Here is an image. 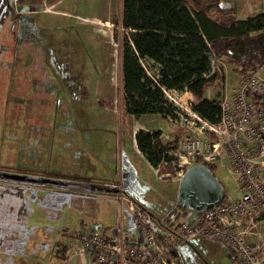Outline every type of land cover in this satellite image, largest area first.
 <instances>
[{"label":"rangeland","instance_id":"374dc122","mask_svg":"<svg viewBox=\"0 0 264 264\" xmlns=\"http://www.w3.org/2000/svg\"><path fill=\"white\" fill-rule=\"evenodd\" d=\"M2 1L7 13L0 20V172L27 175L34 179L26 184L39 186L24 191L27 215L17 250L26 255L2 258L4 264L8 258L10 264H92L79 233L109 227L136 236L129 202L155 232L174 239L189 211L176 206L178 171L192 164L180 141L217 140L191 110L193 96L165 89L171 115L126 112L119 62L128 38L122 0ZM222 2L235 7V17L264 11V0ZM211 61L220 77L208 87V97L235 99L243 77L238 65L214 55ZM141 63L154 76L152 64ZM138 129L159 132L163 143L177 137V147L169 150L171 168L164 160L157 167L145 163L133 145ZM220 150L215 171L226 200L235 201L247 185L227 166L225 148ZM256 229L254 244L264 247V221ZM58 242H66L72 257H53ZM176 251L178 264H239L203 235L180 241Z\"/></svg>","mask_w":264,"mask_h":264},{"label":"trees","instance_id":"16d2710c","mask_svg":"<svg viewBox=\"0 0 264 264\" xmlns=\"http://www.w3.org/2000/svg\"><path fill=\"white\" fill-rule=\"evenodd\" d=\"M207 2L122 0L121 24L128 32V38L124 39L120 48L119 62L127 113L133 116L145 113L171 115L173 107L167 101L164 90L175 89L190 92L194 98L190 102L191 110L201 119L216 123L222 114L220 101L206 94V89L220 77L219 69L212 66L211 55L218 60L236 63L242 76L258 66H264V11L235 17L233 5L222 0H209V7ZM141 59L152 64L154 76L146 72ZM134 140L151 166L157 167L164 160L165 165L171 168L173 155L167 150L177 147V137L163 143L159 132L138 129L134 132ZM199 162L206 164L217 176L215 163L194 156L192 164ZM220 182L223 199L219 205L225 202L224 185ZM24 191L21 186L0 182V261L3 253L21 258L26 255L17 248L23 244L20 233L23 234L27 209L19 200L14 201L16 197L23 198ZM176 206L189 210L177 202ZM146 219L145 215L143 220L148 224ZM179 224L181 229V221ZM109 229L101 228L93 233L100 234ZM150 230L157 237L167 238L151 227ZM179 233L177 230L174 239H167L178 243ZM127 236L138 239V233ZM54 243L56 245L57 242ZM58 243L59 247L55 251L53 249V257L66 260L69 251L67 244ZM176 248L173 253L178 258ZM91 260L92 264H98L95 257Z\"/></svg>","mask_w":264,"mask_h":264},{"label":"built area","instance_id":"2783aa9c","mask_svg":"<svg viewBox=\"0 0 264 264\" xmlns=\"http://www.w3.org/2000/svg\"><path fill=\"white\" fill-rule=\"evenodd\" d=\"M261 67L242 77L235 99L220 102L222 114L218 122L203 120L217 140L205 143L199 139L190 141V137L185 136L180 141L181 149L192 155L190 161L198 155L215 164L223 146L228 156L227 166L247 188L233 202L225 198V202L210 210L189 209L181 219L178 243L203 235L229 250L239 264H264V247L247 237L255 225L256 215H262L261 221H264V84L259 81ZM184 167L179 168L178 174ZM128 207L137 228V240L115 229L100 234L79 233L82 249L89 251L98 264H178L173 253L178 243L157 237L144 222L145 215L130 202Z\"/></svg>","mask_w":264,"mask_h":264},{"label":"water","instance_id":"95a60500","mask_svg":"<svg viewBox=\"0 0 264 264\" xmlns=\"http://www.w3.org/2000/svg\"><path fill=\"white\" fill-rule=\"evenodd\" d=\"M0 177L13 181L34 178L27 175H15L0 172ZM223 199V186L216 175L204 163H194L187 166L180 178L176 193V202L181 207L205 211L217 207Z\"/></svg>","mask_w":264,"mask_h":264},{"label":"crops","instance_id":"0c3cea01","mask_svg":"<svg viewBox=\"0 0 264 264\" xmlns=\"http://www.w3.org/2000/svg\"><path fill=\"white\" fill-rule=\"evenodd\" d=\"M40 1H43V0H40ZM19 5V3H16V9H18V6ZM6 7H7V5H6V3L4 2V1H2V0H0V20H2L3 19V15H5L6 13H7V9H6ZM25 12H28L27 10L25 11ZM263 68V69H262ZM261 69H262V74L264 75V66H262L261 67ZM208 89V88H207ZM207 89H206V94H207ZM187 92V91H186ZM190 93V92H189ZM191 94V93H190ZM208 96V95H207ZM263 99H264V97H262ZM216 99V98H215ZM263 102H264V100H262ZM221 102V101H220ZM135 132V131H134ZM134 132L132 133V135H133V139H134ZM133 145H134V148H135V150H136V152L137 153H139L140 155H142V157L145 159V157H144V155L138 150V148L136 147V144H135V140H133ZM145 163H148V161L145 159ZM149 164V163H148ZM149 166H151L150 164H149ZM152 167V166H151ZM152 169V168H151ZM236 193V192H235ZM228 201H230V200H232L233 201V199H227ZM257 216H262V215H257ZM258 221H261V220H257L256 218H255V225H254V227H252L251 228V232L247 235V237H248V239L250 240V241H254V236H255V234H256V232H257V229H256V225H257V223H258ZM75 248H78V249H80V246H77V247H73V249H75ZM69 256L70 257H72L71 256V253L69 254ZM68 256V257H69ZM72 259V258H71Z\"/></svg>","mask_w":264,"mask_h":264},{"label":"flooded vegetation","instance_id":"af4514ba","mask_svg":"<svg viewBox=\"0 0 264 264\" xmlns=\"http://www.w3.org/2000/svg\"><path fill=\"white\" fill-rule=\"evenodd\" d=\"M24 181V182H23ZM23 181H20V182H18V181H13V180H11V179H8V178H5V177H3V178H1L0 177V182L1 183H5V184H10V185H15V186H21V187H23L24 188V190L25 189H27V188H29V189H37V188H39V186L36 184V185H32L31 184V186H34V187H36V188H32L30 185H28V184H26V182L28 181V180H23ZM7 198L9 199L10 198V195L8 194L7 195ZM17 200H19L20 201V203H22L23 205H25V203H24V200H23V198L22 197H16V198H14V201H16L17 202ZM7 256H9V253H7V254H5V253H3V258L4 259H7ZM10 257V256H9ZM8 261H9V263L8 264H10V259L8 258ZM1 263H5V261H0ZM7 262V261H6ZM0 263V264H1Z\"/></svg>","mask_w":264,"mask_h":264}]
</instances>
